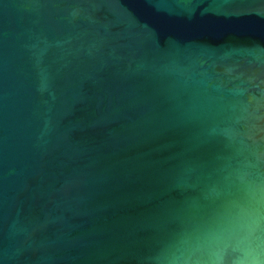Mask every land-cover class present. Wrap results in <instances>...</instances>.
Returning <instances> with one entry per match:
<instances>
[{"label":"water","instance_id":"obj_1","mask_svg":"<svg viewBox=\"0 0 264 264\" xmlns=\"http://www.w3.org/2000/svg\"><path fill=\"white\" fill-rule=\"evenodd\" d=\"M0 264H264V0H0Z\"/></svg>","mask_w":264,"mask_h":264}]
</instances>
